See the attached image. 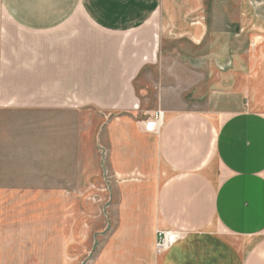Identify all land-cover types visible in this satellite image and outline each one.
<instances>
[{"label": "crops", "instance_id": "crops-1", "mask_svg": "<svg viewBox=\"0 0 264 264\" xmlns=\"http://www.w3.org/2000/svg\"><path fill=\"white\" fill-rule=\"evenodd\" d=\"M0 264H264V0H0Z\"/></svg>", "mask_w": 264, "mask_h": 264}, {"label": "built area", "instance_id": "built-area-1", "mask_svg": "<svg viewBox=\"0 0 264 264\" xmlns=\"http://www.w3.org/2000/svg\"><path fill=\"white\" fill-rule=\"evenodd\" d=\"M162 114L157 111L150 116L143 124V131L147 134H157L161 128ZM104 152L101 150V157L104 158ZM180 237L177 233L171 231H159L156 235L155 250L157 253H163L170 249Z\"/></svg>", "mask_w": 264, "mask_h": 264}, {"label": "rangeland", "instance_id": "rangeland-1", "mask_svg": "<svg viewBox=\"0 0 264 264\" xmlns=\"http://www.w3.org/2000/svg\"><path fill=\"white\" fill-rule=\"evenodd\" d=\"M87 110V109H86ZM95 115H96V118H95V120H96V123H97V129H96V132H97V134L98 135H100V131H101V128H102V121H103V113H100V111H98V110H96L95 111ZM82 116H88V118L91 120V118H92V114L90 113L89 114V112L88 111H85L84 113H82L81 114ZM99 115H101L102 116V119H100L99 118ZM83 120H85V121H87V119L86 118H84ZM98 142V141H97ZM97 155H99V153H97ZM100 176V178H101V174L99 175ZM85 182V181H84ZM89 183V184H88ZM99 183V182H98ZM98 183H96L94 180H93V178H89V179H87V183L86 184H88V187H86L85 185L83 186V185H81V186H83V187H81V202L83 203V204H85V207H86V209L84 210L85 211V215L86 216H88V219H89V221L90 220H92L93 221V224L95 223V228H100L99 227V225H101V221H100V219H101V217H104L103 215V213L101 212V209L98 211V212H94V209H93V204H91L92 202H90V199L91 198H93V197H96L95 196V194H94V196H93V194L91 193L92 191H94L93 190V186H96V185H98ZM96 200V199H95ZM88 205H91V208H89L88 207ZM97 216V217H96ZM95 219V220H94ZM96 220H98L97 221V223H96ZM99 230V229H98Z\"/></svg>", "mask_w": 264, "mask_h": 264}]
</instances>
